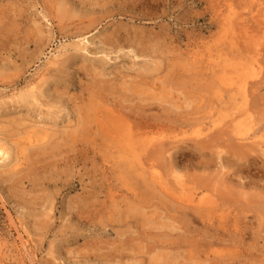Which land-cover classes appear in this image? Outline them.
Segmentation results:
<instances>
[{
  "label": "rangeland",
  "instance_id": "rangeland-1",
  "mask_svg": "<svg viewBox=\"0 0 264 264\" xmlns=\"http://www.w3.org/2000/svg\"><path fill=\"white\" fill-rule=\"evenodd\" d=\"M77 42L88 52L70 62ZM137 62L161 67L145 95L162 99L147 111L162 128L137 143L145 177L123 172L127 142L28 144L18 122L53 126L52 100L56 128L74 130L92 79ZM32 87L35 108L21 100ZM0 132L27 149L17 174L0 175V264H264V194L248 186L264 184V157L240 172L246 161L230 155L264 150V0H0Z\"/></svg>",
  "mask_w": 264,
  "mask_h": 264
},
{
  "label": "bare ground",
  "instance_id": "bare-ground-1",
  "mask_svg": "<svg viewBox=\"0 0 264 264\" xmlns=\"http://www.w3.org/2000/svg\"><path fill=\"white\" fill-rule=\"evenodd\" d=\"M82 37H83V35H82ZM85 38L86 37H84L80 41L85 40ZM101 43H102V41H101ZM71 50H73V53L72 54L70 53L67 56V59L70 62H71V60H75V59L77 60V57H78L77 54L79 51H86V53L88 52V48L86 46H81L78 42L73 43V45L71 46ZM120 51H122V49L118 50V52H120ZM134 51L135 50H129L130 53L133 52L132 55L136 59L139 56ZM103 52L104 51L101 50L98 53L103 54ZM107 57H108V55H107ZM67 59H66V61H67ZM85 59L88 60V58H85ZM109 59H111V58H109ZM102 60L104 61L105 58H102ZM102 60L100 61L101 63H103ZM146 62H148V60H146ZM88 65H90V63ZM103 65H105V64H103ZM98 68L99 67H92L91 70L89 69V71L88 70L87 71H88V73L90 71L94 72L96 75V76H94L95 78L98 75H100V77H102L101 75H103L104 72L102 71L103 72L102 73ZM128 68L129 69H127V70L125 69L126 72H123L120 69L117 70V73H116L117 75L115 76L114 79H108V80H102L99 78L98 79L97 78L92 79L91 85L93 86L94 91H91L92 95L90 94V96L88 97V99L86 101L87 104L84 107L81 108V106H79L80 108L74 109V113H75V117H76L75 118L76 119L75 120L76 128L70 132L67 131V129L70 127H65V125H63L64 126L63 131L61 128V132L56 128L55 125L57 124L58 119H54V118L59 117V113L61 112L60 110H61L62 106H57L56 103L52 102V100H48V102L46 101L47 106H48V109H46V110L49 111L48 114L46 112L47 116H49V117L46 116V118H47V120L49 119L51 121V123H54L55 125L52 124L53 126L50 125V127H48L47 126L48 124H47L46 125L47 127H46V126H44V124H43V126H41L42 125L41 124L39 126V125H37V123H38L37 121H36L37 122L36 124H29L28 125L27 121L24 119H22L20 122H18L21 125H23L22 123H25V125H26V127H25L26 130L24 132H26V134H27V140L29 142L28 144L30 146L31 145L35 146L38 143H41L42 145L47 144L50 147H56V148H53V150H54V149L59 148L58 146L60 145V142L63 141L64 143H67L69 141V143H70V142L75 141V143H76L79 141V139L77 140V138H80L81 136H82L80 138V139H82L81 141L84 140L86 143L88 141H95V142L97 141V144H98V142H99V144L100 143L102 144L100 146H103L106 144V145H112V146L118 148V147H122L120 144L127 142L128 146H129V149L127 150L128 151L127 152L128 157H126V155L123 156V158H124V159H122V160H124V163H123L124 166H122L123 167L122 170H124L123 172L129 176L128 178H131V177L133 178V176L136 174H141L142 177H145L146 173H148L147 169H150L153 165H150V159H149L150 153H148L147 157L143 156L144 158H142V157L140 158V156L143 155L145 152H144V150H141V151H139V154L137 153V150H138L137 143H141V140H139V139L144 138L143 136L146 135L147 137H146L145 142L147 143V146H148V144L149 145L153 144L154 138L153 137L150 138L149 134L153 133L155 130L157 132L158 130H161V128H162V125H158L155 122L152 123L149 119V115L147 114L148 108L152 105L153 101H155V103L156 102L158 103V102H161L162 99L157 97L156 95L155 96H153V95L146 96L145 95V93L147 91L146 90L147 78L150 77L154 71L160 70L161 67H160V64L155 67L154 62L149 63V64L147 63V65H144L142 63L137 62L133 66L128 67ZM100 69H101V67H100ZM98 70L100 72H98ZM93 88H91V89L93 90ZM37 91H40L39 94H41V97H48L49 98V96L51 95L47 91L46 87H45V89H42V87H41L40 90L37 88ZM51 97L52 96H50V98ZM21 100L25 101L24 105L28 104V105H32V107H34V105H36V106L42 105L41 102L39 104V97L36 94V92L34 91V88H33V90L31 89L30 91H28V93L25 94L24 97L21 98ZM31 100L33 102H35L36 104L32 103ZM137 101H138V104L132 105L135 102L137 103ZM44 103H45V101H44ZM28 105L26 106V108L30 107ZM32 107L27 108V109H31ZM53 109L54 110L56 109L55 112ZM54 115L56 117H54ZM60 117H63V116L61 115ZM30 122H32V121H30ZM30 126H31V128H30ZM12 130H13V128H12ZM56 130H58V131H56ZM60 134H63V137L59 136ZM17 142L18 143L14 142V144L17 146L13 150L10 149L7 145L0 142V160H2L3 162H6L8 160V163L6 165H3L2 167H0V175L1 176L7 175V180H10L8 177V174L11 178L12 176L10 174L15 175L18 173L16 167H18L19 165H22L21 160L23 157H21V155H24V152L26 153V150H27L25 147L26 145H24L25 143H19V141H17ZM81 144H82V142H81ZM143 147H144V145H143ZM227 147H229V146H227ZM40 148H42V147H40ZM42 149H44V148H42ZM257 150H258V148L257 149L252 148V146L245 144V145L240 146L239 148L237 146V148L235 149V152L230 151L231 152L230 155L236 157L238 162L241 160L246 161V163L244 162V164H241V165L238 164L239 168H240V170H239L240 172H241V170L243 171L244 169H247V167H244V166L252 160V158L249 157L250 154L254 153L255 155L257 154V156H259V157H261L260 155H262V157H264V150H262V151H257ZM227 152H226V154H227ZM255 155H250L253 157V161H251L253 164L256 163V160L254 159V157H256ZM144 159H145V162L148 161L146 164L143 163ZM252 163H251V165H252ZM136 165H137V168L135 167ZM262 168L264 171V163L262 164ZM250 169L253 170L254 168L252 169L250 167ZM142 172H145V173L143 174ZM249 174H251V172ZM253 174H254L253 177H255V173H252L251 176ZM243 175H244V173H243ZM261 178H262V174H261ZM227 180L228 179L225 178V182H227ZM250 181H251V183L248 186L251 188L259 189L258 190L259 193L257 192V195L262 196V194H264V184L263 185L260 184L262 179L258 180L256 178H253V179H250ZM200 201L201 202L205 201V198L200 199ZM163 226H165V228L171 229V231H176V230L181 229V226L177 227L175 224H170V225L164 224ZM169 236L170 235H168V234H164V238H166V239H167V237L169 238ZM173 240H174L173 241V245H174V244H176V242H175V239H173ZM178 241H182V240H178ZM179 244H178V249H179ZM126 246H124V247L126 248ZM180 247L183 248L182 245ZM125 248H124V250H126ZM172 249H173V247H172ZM167 251L168 252L170 251V247ZM177 251H175V252L177 253ZM175 252H173L174 254L173 253L170 254L171 253V251H170L168 254L169 255H175ZM124 253H125L124 255H122L123 253L122 254L120 253V255H122V256L119 255L120 256V257H118V258H120L119 260H124V259L132 260L133 259L132 255H134V254L129 255L125 251H124ZM116 254L117 253H115V255ZM115 257L116 256L111 257V261L106 262L104 264H122V263H119L120 261L115 262V260H116ZM164 257L165 256H163V258ZM156 258H157V256H156ZM172 258H174V257H172ZM177 259H179V256H177V258H175V261H178ZM160 260H163V259L161 258ZM164 261H166V260L164 259ZM125 262H126V260H125ZM127 263L131 264L129 262H126L125 264H127ZM132 263L133 264H140V261L135 259V260H133ZM159 264H161V263H159ZM169 264H171V262H169ZM172 264H175V263L173 262Z\"/></svg>",
  "mask_w": 264,
  "mask_h": 264
}]
</instances>
